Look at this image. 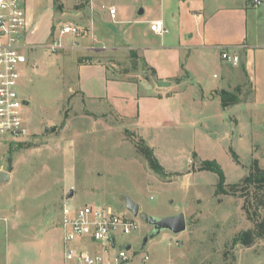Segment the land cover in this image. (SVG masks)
<instances>
[{
	"label": "rangeland",
	"instance_id": "rangeland-1",
	"mask_svg": "<svg viewBox=\"0 0 264 264\" xmlns=\"http://www.w3.org/2000/svg\"><path fill=\"white\" fill-rule=\"evenodd\" d=\"M69 1L76 10L92 5L83 0ZM188 1L95 0L97 13L114 20L110 26L115 36L110 41L112 46L122 48L120 58L112 57L107 62L117 65L114 70L122 76L138 73L150 80L154 77L152 71L136 52H130L126 59L123 55L128 53L127 46L167 43L151 31L153 22H164L169 29V43L181 37V44L193 46L200 42L197 28L202 25L193 10L201 7L212 13L219 7L217 1H224L225 8L246 6L245 0ZM110 9L115 10L113 16L107 13ZM230 17L224 19L225 35L236 28ZM74 20L69 17L64 22L83 29L84 25ZM59 26L50 44L59 38ZM192 33L194 38H190ZM67 38L61 40L64 48L56 52L46 45L34 53L24 51L34 65L25 75L30 135L22 141L0 137V170L11 173V181L0 187V264H19L13 246L24 234L28 237L25 241L37 246L38 255L33 258L32 253L21 251L28 255L22 264H61L62 233L58 225L62 204L70 208L110 206L136 219L139 230L118 238V244L132 243L135 250L148 253L154 264H264V236L250 246L235 243L239 234L254 230L255 223L264 220V209H257L251 191L243 183L254 164L264 169V107L253 106L252 86L239 66H232V73V69L226 72L229 81L217 93L227 91L233 95L238 101L236 109L217 116L215 110L207 111L201 97L203 91L209 96L208 92L219 86L221 79L213 77L219 73L215 68L203 69L195 55L190 67L201 87L189 86L183 94V124L175 130L143 131L146 143L134 131L137 121H127L104 109V102H89L78 93L77 62L92 58L85 55L92 51L78 52ZM230 49L224 51L232 54ZM172 56L177 60L176 55ZM130 92L134 93V87ZM144 105L143 100L142 110ZM161 105L165 109L167 102L160 101L158 107ZM155 107L150 103V109ZM228 114H232L233 124L228 122ZM224 117L231 139L224 133ZM176 118L168 120L177 124L173 123ZM148 149L153 150L166 176L150 168L145 155ZM205 161H217L222 166L227 194L216 193L219 178L215 173L200 170ZM127 198L140 206V215L167 218L183 213L186 231L179 235L162 232L143 246L152 227L127 209ZM46 226L52 230H45Z\"/></svg>",
	"mask_w": 264,
	"mask_h": 264
},
{
	"label": "crops",
	"instance_id": "crops-1",
	"mask_svg": "<svg viewBox=\"0 0 264 264\" xmlns=\"http://www.w3.org/2000/svg\"><path fill=\"white\" fill-rule=\"evenodd\" d=\"M260 1H262L260 7L254 6V0H245L246 6L242 4L238 8H225L224 1H217L219 7L209 14L201 7L193 10L194 17L202 22V25L197 28V36L200 42L193 46L181 44V37L178 41L173 40L169 43L166 38L169 33L159 36L163 42H167L164 45L153 46L146 42L142 48L124 46L128 50V53L123 55L125 59L128 58L130 52H136L138 59L144 63L147 69L152 71L154 77L151 76L150 80L149 78H143L138 73L135 74V70L124 69V72L134 74L122 76L115 71L118 68L117 65H110L107 62L106 59L112 57L115 59L120 58L119 52L122 51V48L112 46L110 41L115 36L110 26L115 24L114 20L112 18L108 19L106 14L102 16L97 13L95 0H92L91 6L77 10L72 3H68L69 0H24L27 15V28L24 33L26 51L34 53L43 45L49 47L51 41L54 40L57 25H60L59 29L63 25H74L71 22H64L69 17L79 20L84 25L81 29L84 34L77 38L68 36L67 41L70 44L75 43L78 52L91 50L92 54L85 55L96 58V60L88 58V60L77 62L79 66L78 93L84 100L89 102L96 103L98 100L104 102V109L112 110L127 121H137L136 130L134 129V131L143 137L147 143L145 138L147 136L146 134L142 135L143 131L175 130L183 124L182 119L185 112L182 106L183 94L188 91L189 86L192 87L197 84L201 87L199 83L195 82L190 67V60L192 58L195 60V55L199 56L203 69H217L219 74H214L213 77L214 79H221L219 86L208 92L209 96H205V92H202L201 101L206 103L205 108L207 111L209 109L215 110L214 113L220 116L221 112L225 114L236 109L235 105L224 108L221 97L217 95L218 91L223 90L225 83L227 84L229 81L226 72L232 69V73L234 68L227 66L222 60V49L227 47L231 48L233 52H237L241 57L239 69L252 86L253 106L255 108L264 107V0ZM188 3L204 2L203 0H189ZM60 7H63V10ZM252 10L258 11L259 14H252ZM224 11L226 15H224ZM231 12L235 15L232 16ZM107 13L109 12L107 11ZM226 17H230V21L234 22L236 26L235 31L228 35L224 34V19ZM177 21L178 19H174L173 22L177 23ZM159 22L164 24L163 21ZM194 36L195 34L192 33L190 38H194ZM88 43H92V46H89ZM82 46H84L83 49ZM172 54L177 56V60ZM182 61L186 62L183 65L188 69L183 68ZM133 87L134 93L131 94L130 88ZM143 100L145 105L142 110ZM160 101L167 102L165 109L163 105H161V108L158 107ZM137 102V107H134ZM150 103L152 106L157 107L150 109ZM147 109H150L149 113H147ZM232 114H228L230 124H233L231 121ZM175 117L178 120L176 118L173 123L177 121V124H172L168 119ZM226 118L222 119L224 120V127L227 122ZM224 133L227 138L231 139L232 135L229 128L225 127ZM61 220L62 209L58 225L60 229ZM47 228L52 230L51 227L47 226L45 230ZM61 233V264H64L62 229ZM16 239L13 248L19 256V264L26 261L28 257V255H22L21 251L32 253L33 258L38 255L37 246L32 241H25L28 239L26 234L22 237L18 236Z\"/></svg>",
	"mask_w": 264,
	"mask_h": 264
},
{
	"label": "built area",
	"instance_id": "built-area-1",
	"mask_svg": "<svg viewBox=\"0 0 264 264\" xmlns=\"http://www.w3.org/2000/svg\"><path fill=\"white\" fill-rule=\"evenodd\" d=\"M92 3V0H83ZM260 7L262 1L254 0ZM108 11V10H107ZM112 16L114 9L108 11ZM27 15L24 0H0V137L22 141L30 135L28 108L25 96V75L34 65L24 52ZM151 30L158 36L169 33L162 22H153ZM82 30L63 25L59 38L49 45L52 52L64 48V37H78ZM222 59L237 67L241 57L237 52L222 49ZM28 102V105L25 104ZM61 229L64 242V264H154L148 253L135 250L132 243L118 244L139 230V223L118 213L110 206L95 204L70 208L62 204ZM131 245L129 250L126 246ZM93 247V248H92Z\"/></svg>",
	"mask_w": 264,
	"mask_h": 264
},
{
	"label": "trees",
	"instance_id": "trees-1",
	"mask_svg": "<svg viewBox=\"0 0 264 264\" xmlns=\"http://www.w3.org/2000/svg\"><path fill=\"white\" fill-rule=\"evenodd\" d=\"M241 65V63H240ZM222 100V106L224 108L233 106L237 104V99L231 95L229 92L224 91L220 95ZM146 160L149 163L150 168L159 174L160 176H166L164 168L159 164L153 150H147ZM234 159L238 162V156L233 152ZM201 171H208L215 173L219 182L217 185V194H227L226 187V177L222 166L217 161H205L202 163L200 168ZM244 185L250 190L252 194L253 202L255 203L257 209H264V169L260 168L258 164H254L249 175L243 181ZM256 228L251 231H245L239 234L235 243L243 244L245 246L252 245L257 239L264 236V220L256 222ZM259 227L261 228L259 230Z\"/></svg>",
	"mask_w": 264,
	"mask_h": 264
},
{
	"label": "water",
	"instance_id": "water-1",
	"mask_svg": "<svg viewBox=\"0 0 264 264\" xmlns=\"http://www.w3.org/2000/svg\"><path fill=\"white\" fill-rule=\"evenodd\" d=\"M143 11H141L142 13ZM28 105V102H25ZM11 179V173L8 171L0 170V186L5 183H8ZM127 209L135 216L139 217L140 215V206L135 203L130 198H127ZM140 217L147 222L151 227L152 231L145 238L143 246H145L148 241L155 239L162 232H170L174 235L182 234L187 229V221L186 216L183 213H180L174 217L167 218H158L154 216H148L145 214H141ZM131 245L126 246V250H129Z\"/></svg>",
	"mask_w": 264,
	"mask_h": 264
}]
</instances>
